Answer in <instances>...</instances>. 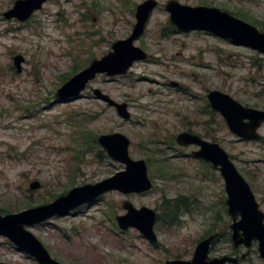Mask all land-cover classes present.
Returning <instances> with one entry per match:
<instances>
[{
  "label": "rangeland",
  "instance_id": "374dc122",
  "mask_svg": "<svg viewBox=\"0 0 264 264\" xmlns=\"http://www.w3.org/2000/svg\"><path fill=\"white\" fill-rule=\"evenodd\" d=\"M146 1L49 0L28 23H20L3 16L17 0H0L1 215L49 205L74 188L123 172L125 166L99 146L104 135L130 140V158L146 163L154 186L142 195L111 192L67 217L27 228L60 264L191 261L198 243L216 234L220 242L210 257H230L232 219L223 179L192 156L198 150L177 145L182 133L218 144L264 213V125L258 131L260 141L241 140L207 99L217 91L264 112V55L209 33L178 31L165 10L173 0H156L158 8L134 44L148 55L146 61L136 63L125 77L98 76L77 101L57 99L70 79L130 37L137 7ZM175 1L218 9L264 33V0ZM18 56L25 61L20 74L14 64ZM93 90L127 104L130 120L97 101ZM35 182L41 185L37 191L30 188ZM124 202L153 210L160 218L168 207L185 203L189 209L179 210L176 224L169 225L167 217L157 220V242L152 244L137 230L118 227L116 218L126 215ZM247 253L242 248L235 255L240 259ZM0 264L38 263L0 237ZM240 264H264L257 243Z\"/></svg>",
  "mask_w": 264,
  "mask_h": 264
},
{
  "label": "water",
  "instance_id": "95a60500",
  "mask_svg": "<svg viewBox=\"0 0 264 264\" xmlns=\"http://www.w3.org/2000/svg\"><path fill=\"white\" fill-rule=\"evenodd\" d=\"M47 1L19 0L4 17L6 20L17 19L25 23L36 12L41 11ZM157 8L156 0H148L139 5L135 16L136 24L130 37L114 43L112 52L101 60L93 61L87 69L70 79L58 91L57 99L61 102L77 101L98 76L125 77L136 63L146 61L148 55L134 44L145 34L151 16ZM165 10L170 15L171 24L180 32L209 33L230 41L236 47L248 48L264 55V33L226 12L207 7L192 8L175 0L170 1ZM23 63V57L14 59L18 74L22 73ZM172 85L178 86L175 83ZM93 95L97 101L115 109L121 119L130 120L131 114L127 104L115 102L100 90H93ZM207 98L211 109L224 119L233 135L245 141L261 140L258 131L264 125L263 111L246 108L230 96L217 91L210 92ZM176 143L181 148L197 147L199 151L193 156L211 165L220 174L227 196L228 213L232 219L230 229L235 248L242 246L250 252L253 244L257 243L258 252L264 261V213L260 210L251 187L238 172L229 155L218 144L209 143L190 133L178 135ZM98 144L112 161L125 166L123 172L96 185L74 188L49 205L5 217L0 213V237L8 239L19 251L33 258L38 264H60L27 228L44 224L54 218L67 217L111 192L128 196L142 195L153 190L146 163L130 158L131 142L127 137L121 134L104 135L98 138ZM40 187L37 182L30 186L33 191L39 190ZM122 208L126 215L116 218L118 227L123 232L137 230L147 241L156 244L154 228L157 214L147 208L138 210L129 202H124ZM217 238L218 235H213L203 240L197 246L191 261H171L166 264H239L249 256L248 252L240 259H211L210 250Z\"/></svg>",
  "mask_w": 264,
  "mask_h": 264
},
{
  "label": "trees",
  "instance_id": "16d2710c",
  "mask_svg": "<svg viewBox=\"0 0 264 264\" xmlns=\"http://www.w3.org/2000/svg\"><path fill=\"white\" fill-rule=\"evenodd\" d=\"M242 19L247 20L246 18H244L243 16H240ZM87 140V137L83 134V142L85 143ZM160 173H162L163 171H161V169L158 170ZM166 205H168V202H166ZM165 205V208H167V206ZM170 207H168L167 209V213L164 214V216H162L161 218L163 219L164 217H167L168 220L166 222H168L169 225H173L178 223V218H179V210L181 208H183L185 211H187L189 209L188 206H186V204L184 203L183 205L179 206V207H174L172 209H169ZM177 208V209H176ZM157 220H160V217H157Z\"/></svg>",
  "mask_w": 264,
  "mask_h": 264
},
{
  "label": "flooded vegetation",
  "instance_id": "af4514ba",
  "mask_svg": "<svg viewBox=\"0 0 264 264\" xmlns=\"http://www.w3.org/2000/svg\"><path fill=\"white\" fill-rule=\"evenodd\" d=\"M17 1H19V0H17ZM48 2H49V0L47 1V3H48ZM47 3H46V4H47ZM15 4H16V3H15ZM46 4H45V5H46ZM45 5H44V6H45ZM44 6H43V7H44ZM42 9H43V8H42ZM36 13H37V12H36ZM5 14H6V13H5ZM5 14H4V15H5ZM4 15H3V16H4ZM33 16H34V15H33ZM33 16H32L31 18H33ZM4 18H5V17H4ZM31 18H30L28 21H30ZM16 20H17V19H16ZM17 21H18V20H17ZM28 21H27V23H28ZM20 23H21V22H20ZM25 23H26V22H25ZM103 58H104V57H103ZM24 63H25V61H24ZM24 63H23V64H24ZM23 64H22V65H23ZM172 84H173V83H172ZM172 84H171V87H173V88H175V89H179V85H178L177 87H175V86H173ZM207 99H208V98H207ZM68 102H72V101H68ZM208 103H209V102H208ZM190 134H193V133H190ZM194 135H196V134H194ZM197 136H198V135H197ZM177 137H178V136H177ZM199 137H200V136H199ZM176 139H177V138H176ZM203 140H204V139H203ZM244 141H245V140H244ZM190 148H194V149H196V150L199 151V149H198L197 147H190ZM185 149H186V148H185ZM198 151H197V152H198ZM194 153H195V152H193L192 154H194ZM192 156H193V155H192ZM193 157H194V156H193ZM194 158H195V157H194ZM195 159H196V158H195ZM196 160H197V159H196ZM198 161H200V160H198ZM202 162H203V161H202ZM203 163H204V162H203ZM205 164H206V163H205ZM225 205H226V203H225ZM227 214L229 215V213H227ZM216 235H218V238L216 239V241H215L214 244L212 245L211 250H210V253L213 252V251L215 250V247H216L217 243L220 242L221 235H219V234H216ZM212 236H213V235H212ZM209 237H211V236H209ZM209 237H208V238H209ZM208 238H206V239H208ZM204 240H205V239H204ZM231 241H232V236H231ZM201 242H202V241H201ZM201 242H199L198 245H199ZM198 245H197V246H198ZM197 246H196V248H197ZM242 248L245 249V248L242 247V246L239 247V248H235L234 243H233V241H232V249H233V253H231L230 257H231V258H237V257H236L237 255H235V253H236V251H239V250L242 249ZM233 256H234V257H233ZM209 257H210V254H209ZM210 258H211V257H210ZM221 258H222V257H220V258H214V259H221ZM223 258H224V257H223ZM211 259H212V258H211ZM237 259H238V258H237Z\"/></svg>",
  "mask_w": 264,
  "mask_h": 264
}]
</instances>
